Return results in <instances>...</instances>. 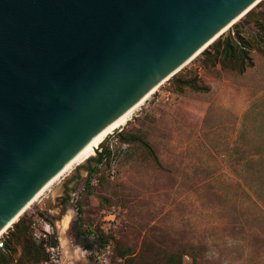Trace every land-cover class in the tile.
Instances as JSON below:
<instances>
[{
	"label": "rangeland",
	"instance_id": "rangeland-1",
	"mask_svg": "<svg viewBox=\"0 0 264 264\" xmlns=\"http://www.w3.org/2000/svg\"><path fill=\"white\" fill-rule=\"evenodd\" d=\"M251 56L243 73L198 68L208 91L175 93L164 81L98 148L110 155L106 161L103 155L90 191L88 167L99 153L22 213L33 214L37 239L52 234L49 222L55 223L59 245L47 264H123L117 244L137 252L143 242L186 253L182 264H192V256L194 264H264V195L240 185L227 155L243 113L264 98V52L255 48ZM193 64L194 58L180 70ZM120 131L139 132L157 161L140 144L121 141ZM254 140L264 143V128Z\"/></svg>",
	"mask_w": 264,
	"mask_h": 264
},
{
	"label": "water",
	"instance_id": "water-1",
	"mask_svg": "<svg viewBox=\"0 0 264 264\" xmlns=\"http://www.w3.org/2000/svg\"><path fill=\"white\" fill-rule=\"evenodd\" d=\"M259 1L0 0V229Z\"/></svg>",
	"mask_w": 264,
	"mask_h": 264
},
{
	"label": "trees",
	"instance_id": "trees-1",
	"mask_svg": "<svg viewBox=\"0 0 264 264\" xmlns=\"http://www.w3.org/2000/svg\"><path fill=\"white\" fill-rule=\"evenodd\" d=\"M257 49L264 52V0L259 1L240 20L232 24L215 41L194 58L191 68L175 73L167 81L175 93L186 91H208L209 86L199 74L198 68L209 70L219 65L221 69H230L243 73L247 67L253 65L251 51ZM258 107V108H257ZM258 109V110H256ZM264 98L254 102L242 115L241 128L238 136L228 148L230 168L238 171L242 182L240 185L252 193L264 195V143H259L260 131L264 128ZM253 132L255 136H252ZM119 139L128 144H140L146 152L157 161V155L152 147L142 139L139 132H118ZM110 155V151L99 154L93 167H88L86 191H90V179L100 172L102 159ZM80 212L79 208H76ZM25 211V210H24ZM33 214H22L1 239L0 264H38L49 259V247L59 245L55 223L49 222L52 234L45 233V237L38 239L32 236ZM82 234V231H79ZM100 241L106 243L100 234ZM118 242V241H117ZM117 255L123 258V264H182V251L172 252L153 247L143 242L141 248L134 250L121 244L116 246ZM196 257L192 256L194 264Z\"/></svg>",
	"mask_w": 264,
	"mask_h": 264
},
{
	"label": "bare ground",
	"instance_id": "bare-ground-1",
	"mask_svg": "<svg viewBox=\"0 0 264 264\" xmlns=\"http://www.w3.org/2000/svg\"><path fill=\"white\" fill-rule=\"evenodd\" d=\"M240 18V17H239ZM230 25H227L225 28L221 30L222 34L225 32ZM198 54V53H197ZM195 53L191 56L187 61H185L181 67L183 68L187 65L195 56ZM153 87L146 95H144L138 102L133 104L119 116H117L114 120L108 123L101 131H99L93 138H91L87 143H85L65 164L62 168L57 171L52 177H50L38 190L37 192L29 199V201L23 206V208L19 211L17 215H15L10 222H8L2 229H0V236L6 232V230L13 224L14 221L26 210L32 203H34L38 198L43 194L45 190L49 186H51L55 181H57L61 176H63L66 172L73 168L74 165L80 164L86 159L93 156L95 151L99 148L100 144L106 140V138L112 134L113 132L121 129L122 125L130 119L133 112L163 83Z\"/></svg>",
	"mask_w": 264,
	"mask_h": 264
},
{
	"label": "built area",
	"instance_id": "built-area-1",
	"mask_svg": "<svg viewBox=\"0 0 264 264\" xmlns=\"http://www.w3.org/2000/svg\"><path fill=\"white\" fill-rule=\"evenodd\" d=\"M37 237H40V236H37ZM0 246H2L1 238H0ZM54 249H55V247H49V248H47V250L49 251V254L52 253V252H54ZM47 263H48V260L44 261V264H47Z\"/></svg>",
	"mask_w": 264,
	"mask_h": 264
},
{
	"label": "flooded vegetation",
	"instance_id": "flooded-vegetation-1",
	"mask_svg": "<svg viewBox=\"0 0 264 264\" xmlns=\"http://www.w3.org/2000/svg\"><path fill=\"white\" fill-rule=\"evenodd\" d=\"M97 155H98V154H97ZM95 159H96V158L93 157L91 160H95ZM91 160L87 161L86 164H88ZM86 164H85V165H86Z\"/></svg>",
	"mask_w": 264,
	"mask_h": 264
}]
</instances>
